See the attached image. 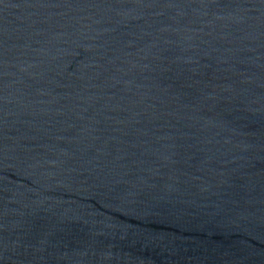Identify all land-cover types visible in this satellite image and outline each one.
Masks as SVG:
<instances>
[{"label": "water", "instance_id": "95a60500", "mask_svg": "<svg viewBox=\"0 0 264 264\" xmlns=\"http://www.w3.org/2000/svg\"><path fill=\"white\" fill-rule=\"evenodd\" d=\"M0 264H264V0H0Z\"/></svg>", "mask_w": 264, "mask_h": 264}]
</instances>
